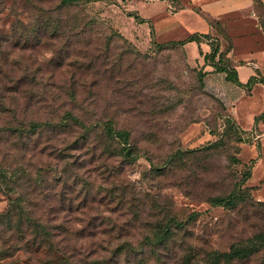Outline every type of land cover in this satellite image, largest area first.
Segmentation results:
<instances>
[{"label": "rangeland", "instance_id": "374dc122", "mask_svg": "<svg viewBox=\"0 0 264 264\" xmlns=\"http://www.w3.org/2000/svg\"><path fill=\"white\" fill-rule=\"evenodd\" d=\"M57 2L55 0L54 4ZM168 4L173 8L167 9ZM38 5L47 10L52 0H0V38L13 33L17 34L16 40L21 35L29 37L28 31L36 18ZM189 6L191 10L178 11L177 19H170L171 23L165 26L180 28L177 32L184 34L181 33L183 29L185 32L188 28L202 29L197 20H193L196 15L208 18L197 2L191 5L189 0H94L82 2L63 12L65 18L93 23L95 41L111 33L119 37H115L105 48L104 53H107L115 73L107 79L102 70L96 74L92 69L69 67L70 59L78 57V54L64 59L66 64L63 65L56 41L36 49L26 47L24 50V47L11 46L14 53L11 58H21L29 68L35 70L36 74L29 72V77L56 83V87L64 90L74 76L79 85L83 84L77 88L83 103L87 97L95 98L99 116L111 118L118 129L132 132L140 154L137 162L128 164L104 154L110 166L119 167V180L113 186L107 184L106 187L110 186L108 189H113L115 185L125 188L127 192L135 188L143 199L148 194L170 204L165 199H158L160 195L168 198L173 202V212L179 220L186 221L190 215L198 213L187 227L186 243H194L203 251L229 252L232 246H249L256 236H264V205H261L264 203V111H252L261 113L255 116L248 113L238 118L213 94L201 79L196 66L190 63L189 55L193 61L195 49L189 48L187 52L168 42L160 46L154 42H163L164 39L158 36L157 27H153L148 17L163 9L169 12ZM221 23L229 33L226 21ZM153 35L156 40L152 38ZM229 35L233 42L234 37ZM21 41L22 44L26 42L24 39ZM31 42L29 40L27 43ZM257 42L263 43L257 36L242 40L241 48H244L243 43H251L249 45L252 46ZM232 44L235 48L234 42ZM13 75L28 80V77L24 78L26 75L22 70ZM63 106L75 110L68 101ZM8 118V115H0V125ZM228 127L230 130L238 128L237 135L242 138L240 143L236 142L238 136L227 137L226 147L189 156L186 166L185 161H178L176 169L168 172L166 177L145 180L151 170L150 160L155 165H161L177 149H206L220 140ZM6 151L8 149L0 144V163ZM72 153L76 154L77 151ZM28 155L24 162L33 157ZM38 158L33 157V163L44 165L49 159L45 155L40 160ZM18 161H22L21 158ZM8 163H12L9 158ZM80 173L92 184L107 182V176L97 168L94 160H89ZM238 183L242 184L246 195L237 207L212 204V197L227 194ZM129 195H126V208L136 211L140 203L132 201ZM15 198L0 185L1 214L8 211L11 199ZM76 204L80 205V201H76ZM109 204L98 200L90 206L106 212L111 209ZM117 205L114 203L110 206L115 208ZM74 216H66L67 223H14L15 230L7 234L2 233L5 225L0 223V248H4L0 264H89L96 258L103 259L107 264H127L125 256L116 258L110 248L127 239L134 243L144 241L153 224L147 222L150 220L142 219L135 224L120 220L121 223L90 225L83 223V215ZM117 216L118 213L114 218ZM37 224H43L54 234L57 250L42 253L32 244L27 245L28 241L38 236L45 240L43 231L38 235L34 226ZM113 226L118 230H113ZM263 255L264 252L259 253L237 264H263ZM150 261L149 264H156L153 259Z\"/></svg>", "mask_w": 264, "mask_h": 264}, {"label": "trees", "instance_id": "16d2710c", "mask_svg": "<svg viewBox=\"0 0 264 264\" xmlns=\"http://www.w3.org/2000/svg\"><path fill=\"white\" fill-rule=\"evenodd\" d=\"M57 1L54 4L55 0H52V5L47 10L40 5L36 6V18L28 31L29 37L21 35L16 40L17 34L13 33L9 37L4 36V39L0 38V115L10 117L0 125V144L8 149L0 163V185L8 194L16 196L15 199H11L8 211L0 213V223L5 225L2 233L7 234L11 233L12 229L15 230L14 223H67L66 216L79 214L85 217L83 223H90V225L91 223H121L120 220L135 224L142 219L153 223L144 241L142 239L134 243L127 239L110 248L113 249L112 253L116 258L125 256L127 264L135 262L149 264L151 259L156 264H237L264 252L263 235L256 236L249 246H232L229 252L203 251L198 245L185 241L187 227L198 213L190 215L186 221L179 220L174 215L173 202L171 203L168 198L160 195L158 199H165L171 205L156 200V196L152 198L148 194L144 195L143 199L141 193H138L135 188L127 192L125 188L121 189L122 187L117 185L111 190L108 189L110 186L106 187L107 184L113 186L118 182L117 168L119 167L110 166L109 159L106 160L104 154L115 156L128 164L137 162L140 157L132 132L127 129H118L111 118L99 116L95 98L87 97L83 103L77 89L83 84L79 85L74 76L64 90L60 86L56 87V83L40 81L35 76L29 77V72L36 74L35 70L29 68L21 58H11L14 54L10 49L11 46L24 47V50L27 49L26 47L36 49L56 41L61 53L60 58H63V65L66 64L64 59H70L78 54V57L70 59L69 67H77L79 70L92 69L96 74L102 70L105 79L114 73L113 64L109 63V57L104 52L107 45L118 36L111 33L102 40L100 36L95 41L93 23L64 17L63 12L68 9L77 7L82 2L94 0ZM255 4L259 10L260 23L264 28L263 3L261 0H256ZM208 22L211 32L204 36L211 40V52L205 56L206 64L211 65L216 72L227 73L228 78L238 86L251 90L257 81L251 79L247 85L239 81L235 66L243 62L235 61L230 56L234 47L227 28L218 20L208 19ZM44 37L47 41L43 39ZM199 37L195 35L184 41H171L167 44L185 49L186 44L199 41ZM23 39L26 41L24 44L21 43ZM29 40L32 42L27 43ZM154 42L161 45L157 41ZM81 57L84 60H80ZM195 68L205 82L204 67L196 66ZM21 70L26 75L24 78L28 77V80L25 81L23 77L17 78L13 75ZM66 101L73 104L75 110L64 108L63 104L65 105ZM230 127L220 140L211 143L206 149L189 151L177 149L161 165H155L154 161L150 160L151 170L149 177L145 176V180L166 177L168 172L176 169L178 161H185L186 166L189 156L226 147L227 137L238 136V128L230 130ZM241 141L242 138L238 136L236 142ZM73 151L77 153L73 154ZM81 153L83 156H80ZM28 154L33 157L39 156V160L43 155L49 159L44 162V165L33 163V157L24 162ZM8 158L12 160L11 164L8 163ZM18 158L22 161H18ZM89 160L96 162L97 168L107 176V182L95 185L80 173V169L86 167ZM127 193L130 194L132 201L140 203L136 211L126 208ZM245 195L246 190L241 183H238L227 194L212 197L210 201L214 206L235 208L239 202L244 201ZM98 200L111 203L109 204L111 209L103 212L99 207L90 206ZM76 201H80V205H77ZM114 203H118L115 208L110 206ZM92 210H94L93 214H91ZM117 213L118 216L114 218ZM34 226L38 230V235L41 231L44 232L45 240H41L38 236L28 241L27 245L32 244V247H36L37 251L42 253L52 249L57 250L54 234L43 224ZM113 230L118 229L113 226ZM3 250L4 248H0V256ZM42 264L45 263L42 262ZM89 264L107 263L103 259L96 258Z\"/></svg>", "mask_w": 264, "mask_h": 264}, {"label": "crops", "instance_id": "0c3cea01", "mask_svg": "<svg viewBox=\"0 0 264 264\" xmlns=\"http://www.w3.org/2000/svg\"><path fill=\"white\" fill-rule=\"evenodd\" d=\"M256 0H189L192 5L198 3L199 7L204 10L207 19L226 21L229 28V33L234 37L235 48L230 54L235 61H242L243 63L235 66L239 81L243 85H247L251 79L257 82L250 90L245 87L238 86L232 82L225 72L214 71L211 65L206 64L205 56L211 52V40L205 38L204 35L211 32V26L208 20L201 15H196L193 20L202 26V29L197 28L184 29L179 34L177 31L180 28H165L171 23L170 19H177L178 11H189V7L180 10H162L156 14L149 16V21L153 27H157V34L163 42H180L199 35V41H192L185 45V50L188 52L189 48L196 50L194 60L189 55V61L195 66L204 67L206 76L204 81L207 87L215 94L238 118L242 115L250 114L255 116L264 111V28L260 23L259 10L255 4ZM264 7V0H261ZM173 8L167 5L168 8ZM199 14V13H198ZM209 25H207L206 21ZM207 25V26H206ZM156 33V31H155ZM156 35V34H155ZM261 38L262 42L243 43L244 48H241L242 40H247L252 37ZM239 41V42H237ZM259 110L261 112H252ZM251 112V113H250Z\"/></svg>", "mask_w": 264, "mask_h": 264}]
</instances>
